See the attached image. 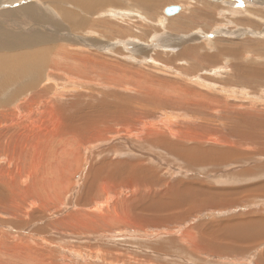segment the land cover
I'll return each mask as SVG.
<instances>
[{
  "label": "rangeland",
  "instance_id": "rangeland-1",
  "mask_svg": "<svg viewBox=\"0 0 264 264\" xmlns=\"http://www.w3.org/2000/svg\"><path fill=\"white\" fill-rule=\"evenodd\" d=\"M46 1L7 0L0 6V15L5 14L0 31L5 28L18 37L20 30L21 39L33 43L49 41L55 30L59 38L70 39L56 43L55 61L63 69L71 67L66 73L76 76L68 83L61 72H50L56 83L50 93L30 91L24 95L37 96L32 102L21 95L2 111L0 264H233L240 246L231 248V242L230 250L218 255L205 245L211 244L209 234L218 222L245 215V205L264 206V188L257 187L264 184V169L246 179L243 185H251V190L236 202L185 211L161 223L141 211L136 216L150 220L136 219L125 204L143 193L148 181L136 183L134 190L96 174H103L98 170L102 163L136 162L130 158L136 154L133 148L140 145L146 152L144 139L160 135L158 130L168 132L161 125L168 120H173L172 142L206 133H217L215 139L221 140L228 133H222L223 126L233 116L264 124V77L248 83L231 72L233 64L250 73L264 71V0H158L151 12L132 0H119L81 13L88 24L75 34L57 16V0L53 7ZM33 2L42 16L52 17L49 23L39 21L42 16L36 23L30 16L22 15L23 22L14 16L17 8ZM62 4L75 17L80 12L71 2ZM168 6H179L180 12L166 17ZM5 42L13 41L8 37ZM113 94L116 101L110 99ZM103 96L120 108L119 119L103 125L89 111L78 121L76 116L71 119L85 103H97L90 98ZM244 97H249L246 103L240 100ZM66 106L69 113L64 114ZM13 122L21 128L7 130L5 125ZM81 124H89L87 132L77 129ZM150 153V167L160 179L173 184L189 176L160 147H151ZM222 169L230 166L217 167L218 172ZM213 180L215 186L220 182ZM227 182L221 181L230 186ZM243 261L248 263L247 258Z\"/></svg>",
  "mask_w": 264,
  "mask_h": 264
},
{
  "label": "bare ground",
  "instance_id": "bare-ground-1",
  "mask_svg": "<svg viewBox=\"0 0 264 264\" xmlns=\"http://www.w3.org/2000/svg\"><path fill=\"white\" fill-rule=\"evenodd\" d=\"M52 1L53 0L46 1L47 7H53ZM62 1L71 2L74 8L80 11L79 13H76V17L67 11V9L62 4ZM132 1L138 6H143V8H145L149 12L157 9L160 4L158 0ZM37 2H33L25 5L24 7L21 6L17 8L18 10H15L14 16L18 15V18H20V20L23 18L22 15L30 16V19L34 23H36L37 17H41L43 15L40 9L34 6V4H36ZM3 4L6 6L7 0H0V6ZM115 4H119V0H57V5H54L56 6L54 8H57L58 10L57 16L62 17L64 22L69 25L68 27H70V30L74 31L75 34V32L80 31V29L84 28L88 24L87 19L85 18L84 20V17L81 13L90 11L94 8ZM1 15L4 16L5 14ZM1 15L0 22L2 19ZM25 18L24 20H26ZM50 20H52V17L47 14L39 19V21L44 23H49ZM21 21L23 22V20ZM58 22L59 21L55 23L56 26L60 24ZM40 27L42 26L40 25ZM34 30L36 29L34 28ZM18 32H20L18 34V37H14L13 32L8 29L3 28V30L0 31V116L3 115L2 111H4V109H8L11 103L21 95H24L33 90L37 91V89H39L40 94H47L48 92L50 93V90L53 88L55 83H53V80L51 79L50 74L52 72L53 75L54 72L55 74L57 72H61L62 75L64 74L63 76L67 82H72V80L76 81V78H74L76 77L75 75L66 73L67 70H73L71 69V67H68V69H63L58 61H55L56 59H58V46L60 44L56 43L66 40L67 42H71L70 39L64 40V38H59L60 36L56 34L57 32L55 30L53 36H51V39L49 41L46 40L47 38L45 39L41 36V38L45 39L46 41L37 39V43L27 41L25 42L21 39L23 37L22 35H20L21 31L18 30ZM41 32H38V34H40ZM8 37L9 39L11 38L13 42H5ZM247 57L245 59H247ZM231 72L235 79L242 82L247 81L248 83H252L257 79H260L262 76L264 77V71H262V73H250L249 68L244 69L241 67V65H238L235 68L233 64ZM78 77H80V74L77 76V78ZM24 81L27 82L24 83ZM50 82H52L51 85H48ZM79 84L82 83L79 82ZM104 96L101 99L90 98L89 101L95 100L97 101V103L95 105H93L92 103H85L84 106L80 107L79 110L74 113V115H71V119L73 120L74 116H76V119L74 118V121H76L77 119H82V117L85 116L88 111L95 114L92 117L97 118L98 121L101 120V124L103 125L104 123L102 121H105L107 123L110 120H112L111 122H113L116 119H119L118 116L121 112H119L118 110H120V108L116 103L110 102L108 100L109 98L105 99ZM36 97L27 98V95L26 97L24 95L23 100L24 98H26L32 102V99H36ZM110 97L112 101H116V97L114 94L113 96L110 95ZM54 98L56 99L55 96L53 97V99ZM69 107L70 106L62 107L63 109H65L64 114L69 113ZM124 112L131 111L126 110ZM88 121V123H90V119ZM229 121H231V123L224 124L223 127L225 128V130L222 131V133H224L225 131L226 133L228 132L227 136L222 138L221 140L215 139L219 136L217 135V133H206L203 137L191 135L190 138L182 137L176 142L171 141L175 135L169 130V127L172 125L173 120H168V122L165 121V123L161 125L165 127L168 132L165 133V131H162L164 133L162 134L160 133L161 131L159 132L158 130L157 133H159L160 135L155 136L154 134L155 138H157L158 141L154 140L155 138L152 133L149 134L148 139H144L146 140V143H144L143 146L146 152L143 148L140 147V145L135 144L136 146L133 148V153L136 154L135 156L133 155L130 158H135L136 162H130L132 164H129L127 161L117 163H102V165L100 166L101 168L99 167L98 170L103 171V174L97 172L96 175L103 178L104 181H107L109 179H118L122 183L125 182L127 187H131V189L135 188L134 190L138 189V187L134 186L136 183L145 180L150 183V185L143 187V193H138L135 198H131L130 200L125 201V204L129 208L128 212L132 213L133 216L136 217V219H140V221L142 222H147L150 219L144 216H136L137 211L150 213L151 215H153L152 221L161 223L165 220L178 219L184 214L183 212L185 211L191 212L195 209L205 208L206 206H213L218 208L224 207L228 202H236V197L244 193L246 190H251V185H243L246 184V179L258 175V170L261 171L262 169H264V124L260 121H253L249 116H233V118L231 117ZM21 126V124L13 122L9 126L5 125V128L7 130L17 128L20 129ZM77 129H85V131L87 132V130L89 129V124L85 126L81 124L77 127ZM204 131L208 132L209 130ZM1 133L2 132H0V136H2ZM5 134L8 135L9 131H7ZM133 138L135 139V137ZM136 139L139 142V137ZM156 146L160 147L161 150L164 151L163 154L169 160L172 159L173 161L179 163L185 169H187L189 172V176L187 174L188 177L184 176L181 179H178L173 184L164 179H160L157 172L150 167L154 159V157L151 156L150 153L151 147ZM4 149L6 148L4 147ZM216 166H230V169H222V171L218 172ZM194 172H198L199 176H195ZM215 177L217 179H220V182L217 184V186L213 184V178ZM223 179H227V181H229L231 184H238H230V186H225L223 185L224 183H221ZM2 185L4 186L5 182L0 178V186ZM263 185L264 184H262V182L257 183V187L259 188H264ZM220 186H225V188H220ZM0 190L2 192H5L1 188ZM175 209H180V211L178 213H175ZM230 220L231 222L228 220L227 223L226 221L218 222L214 228L215 232L213 231L212 234H209L211 235V244H206L205 248H210L213 254L219 255L222 252H224L223 254H225L227 250H230L229 244L231 242H233L230 245L231 248L235 247L236 245L240 247H246L248 236L252 233L253 229H257L256 233H260L253 239V241L260 240L263 235L264 225L263 229L255 228L256 225L253 227L251 223L252 221H250V219H247L245 215L233 217ZM262 223L264 224V221ZM260 230L262 231L260 232ZM253 237L254 236H252V238ZM4 240L5 239H3V241Z\"/></svg>",
  "mask_w": 264,
  "mask_h": 264
},
{
  "label": "crops",
  "instance_id": "crops-1",
  "mask_svg": "<svg viewBox=\"0 0 264 264\" xmlns=\"http://www.w3.org/2000/svg\"><path fill=\"white\" fill-rule=\"evenodd\" d=\"M173 17V16H172ZM172 20V19H169ZM255 86V85H253ZM250 97V96H249ZM247 97V98H249ZM247 98H241V101L246 103ZM238 99V98H237ZM239 100V99H238ZM247 210L242 212L243 214L247 215V217L252 221L253 227L258 229H263V221H264V206L255 207L253 205H245ZM231 219V217H230ZM257 221V222H256ZM262 221V222H261ZM260 227V228H259ZM257 229H253L252 233L249 234L247 240L246 247H240L237 252H235L236 259H233V264H264V230L261 239L257 242L253 241L252 236L255 235ZM262 230H260L261 232ZM252 240V242H251ZM250 241V242H249ZM248 248L247 251L245 249ZM247 258L248 263L244 262L243 260ZM252 258V259H250Z\"/></svg>",
  "mask_w": 264,
  "mask_h": 264
},
{
  "label": "water",
  "instance_id": "water-1",
  "mask_svg": "<svg viewBox=\"0 0 264 264\" xmlns=\"http://www.w3.org/2000/svg\"><path fill=\"white\" fill-rule=\"evenodd\" d=\"M180 12V7L179 6H168L164 10V15L166 17H172L177 15Z\"/></svg>",
  "mask_w": 264,
  "mask_h": 264
}]
</instances>
